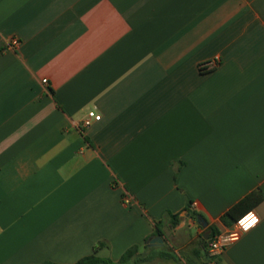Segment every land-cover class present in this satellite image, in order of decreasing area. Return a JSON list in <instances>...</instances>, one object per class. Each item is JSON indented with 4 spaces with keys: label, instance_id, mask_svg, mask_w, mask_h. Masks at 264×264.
<instances>
[{
    "label": "crops",
    "instance_id": "crops-1",
    "mask_svg": "<svg viewBox=\"0 0 264 264\" xmlns=\"http://www.w3.org/2000/svg\"><path fill=\"white\" fill-rule=\"evenodd\" d=\"M258 191L264 0H0V264H264Z\"/></svg>",
    "mask_w": 264,
    "mask_h": 264
},
{
    "label": "trees",
    "instance_id": "trees-1",
    "mask_svg": "<svg viewBox=\"0 0 264 264\" xmlns=\"http://www.w3.org/2000/svg\"><path fill=\"white\" fill-rule=\"evenodd\" d=\"M264 201V194L260 191L253 192L252 194L246 196L244 199H242L239 203L234 205L222 218V221L225 224H232L236 223L241 217H243L248 212L254 210L258 205H260ZM173 224L176 226L178 225V219L179 214L172 215ZM213 233L210 234L209 239H202V250L207 251L210 239L213 234L217 233V230H212ZM157 233L162 234L161 229L158 226ZM103 244H100L95 247V253H97L98 249ZM139 248L137 246L129 249L121 258L120 262L114 263L108 260H103L98 258L95 255L89 256L87 258H84L80 260L76 264H127L129 261H131L136 255L138 254ZM45 264H52V263H45Z\"/></svg>",
    "mask_w": 264,
    "mask_h": 264
},
{
    "label": "built area",
    "instance_id": "built-area-1",
    "mask_svg": "<svg viewBox=\"0 0 264 264\" xmlns=\"http://www.w3.org/2000/svg\"><path fill=\"white\" fill-rule=\"evenodd\" d=\"M19 44H20L19 40L14 39L12 41V45L10 46V48L14 49ZM215 66H216V62H210V63H207L204 66H202V69L204 68L205 70H212ZM47 82H48L47 80H44V83L45 84ZM100 119H101V116L100 115H98L95 111H91V112H89L88 117L84 121V126L88 128V127H90L94 123V121H98ZM125 203L126 204H129L130 201L129 200H126ZM250 212L254 213L257 217H259V215L255 211H250ZM243 217H241V218H243ZM239 220L235 223V225H234V227H233L232 230H230L228 232H225V233H220V234L213 235V237L211 239V242H210V246H209V251H210V253L213 256L223 254L232 244L238 242L242 238L243 235H245L246 233H248L251 230H253L254 228H256L259 225V223H260V217H259V223L254 228H252L248 232H243L238 227ZM234 232L235 233H238L239 239L236 240L235 242H231V241L226 242L228 240V237H230Z\"/></svg>",
    "mask_w": 264,
    "mask_h": 264
},
{
    "label": "clouds",
    "instance_id": "clouds-1",
    "mask_svg": "<svg viewBox=\"0 0 264 264\" xmlns=\"http://www.w3.org/2000/svg\"><path fill=\"white\" fill-rule=\"evenodd\" d=\"M259 223V217H257L254 213L249 212L243 218H241L238 222V227L243 232H248L252 228H254ZM239 239L238 233H233L230 237H228V241L235 242Z\"/></svg>",
    "mask_w": 264,
    "mask_h": 264
},
{
    "label": "water",
    "instance_id": "water-1",
    "mask_svg": "<svg viewBox=\"0 0 264 264\" xmlns=\"http://www.w3.org/2000/svg\"><path fill=\"white\" fill-rule=\"evenodd\" d=\"M198 222H202V219L198 218ZM203 226L205 227L206 226V223H203ZM152 243L154 245H157V244H163V240L161 237H156L155 239L152 240Z\"/></svg>",
    "mask_w": 264,
    "mask_h": 264
}]
</instances>
